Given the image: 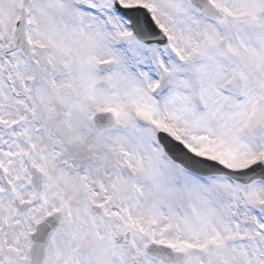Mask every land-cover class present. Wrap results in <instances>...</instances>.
I'll use <instances>...</instances> for the list:
<instances>
[{
	"label": "snow or ice",
	"instance_id": "6c2138e0",
	"mask_svg": "<svg viewBox=\"0 0 264 264\" xmlns=\"http://www.w3.org/2000/svg\"><path fill=\"white\" fill-rule=\"evenodd\" d=\"M0 264H264V0H0Z\"/></svg>",
	"mask_w": 264,
	"mask_h": 264
}]
</instances>
